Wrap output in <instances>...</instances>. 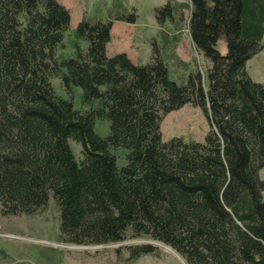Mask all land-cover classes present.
<instances>
[{
    "label": "trees",
    "instance_id": "trees-1",
    "mask_svg": "<svg viewBox=\"0 0 264 264\" xmlns=\"http://www.w3.org/2000/svg\"><path fill=\"white\" fill-rule=\"evenodd\" d=\"M186 9L206 68L185 76L175 50ZM155 12L170 23L165 44L134 63L125 52L106 54L113 21L136 19L118 0L105 18L82 16L70 55L63 4L0 0V215L40 212L51 197L67 244L146 235L185 264H264V81L245 68L262 48L264 0H167ZM220 36L225 53L216 49ZM170 56L180 81L169 78ZM186 103L209 122L203 140H163L161 120ZM98 119L108 121L103 136ZM126 246L131 257L159 254L154 243Z\"/></svg>",
    "mask_w": 264,
    "mask_h": 264
},
{
    "label": "rangeland",
    "instance_id": "rangeland-1",
    "mask_svg": "<svg viewBox=\"0 0 264 264\" xmlns=\"http://www.w3.org/2000/svg\"><path fill=\"white\" fill-rule=\"evenodd\" d=\"M70 13V24L64 38V53L72 54L70 38L77 22L85 17L105 18L107 8L113 6L115 0H57ZM129 10L135 9L134 23L114 20L110 30V41L106 44V54L111 56L117 52H125L134 63L149 61L153 50L165 44L161 29L170 30L167 18L155 12V8L164 5L167 0H118ZM173 1V0H172ZM186 1V0H175ZM112 2V5H111ZM173 5V2L172 4ZM113 8V7H112ZM189 10L182 12L181 39L175 52L187 62L186 76L195 69V65L205 71L206 59L192 44L187 32V16ZM85 46L86 42H82ZM216 49L226 52V42L220 36ZM169 78L180 81L175 69L177 64L170 57L167 58ZM249 75L257 81H264V33L262 48L254 53L245 63ZM52 85L57 93L65 95L57 78H52ZM74 105L83 109L81 103V89L73 87ZM95 131L100 135L108 132V121L95 120ZM209 129V122L198 106L186 103L178 109L169 111L161 120L160 130L162 139L179 136L184 140L202 141ZM74 155L79 158L81 147L69 140ZM117 165L125 163V149L117 147ZM264 179V166L259 171ZM264 196V193H263ZM53 198L50 197L47 207L37 213L26 215H0V264H185L184 260L170 247L159 243L146 235L127 237L120 242L103 245H71L61 240L58 231L59 217ZM154 243L158 244L159 254H144L131 257L127 244Z\"/></svg>",
    "mask_w": 264,
    "mask_h": 264
}]
</instances>
